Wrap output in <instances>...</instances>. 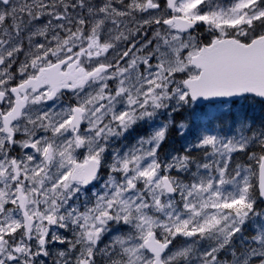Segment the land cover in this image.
Here are the masks:
<instances>
[{"label": "snow or ice", "instance_id": "obj_1", "mask_svg": "<svg viewBox=\"0 0 264 264\" xmlns=\"http://www.w3.org/2000/svg\"><path fill=\"white\" fill-rule=\"evenodd\" d=\"M257 106L264 0H0V264H264Z\"/></svg>", "mask_w": 264, "mask_h": 264}, {"label": "trees", "instance_id": "obj_2", "mask_svg": "<svg viewBox=\"0 0 264 264\" xmlns=\"http://www.w3.org/2000/svg\"><path fill=\"white\" fill-rule=\"evenodd\" d=\"M247 114L258 122L262 117H264V109H261L258 106L255 109L249 108L247 110ZM177 119H179V117ZM141 134H144V130L141 131L140 135ZM182 142L183 140L181 137L176 136L175 133H171L168 141L162 146V155L173 151H179L182 148ZM49 264H51V261Z\"/></svg>", "mask_w": 264, "mask_h": 264}]
</instances>
